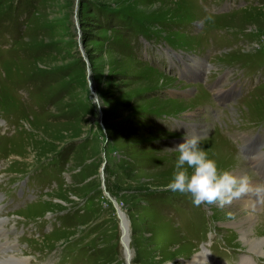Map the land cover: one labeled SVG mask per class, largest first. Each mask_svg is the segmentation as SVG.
Masks as SVG:
<instances>
[{
    "label": "rangeland",
    "instance_id": "374dc122",
    "mask_svg": "<svg viewBox=\"0 0 264 264\" xmlns=\"http://www.w3.org/2000/svg\"><path fill=\"white\" fill-rule=\"evenodd\" d=\"M206 52L210 79L175 75L195 69L185 59L207 73ZM220 79L238 87L230 99L215 92ZM184 122L206 133L220 169L247 168L242 136L264 129V0H0V238L4 227L11 243L0 258L191 264L207 246L233 264H264L236 229L251 213L264 238V205L195 206L168 190L178 153L167 148Z\"/></svg>",
    "mask_w": 264,
    "mask_h": 264
},
{
    "label": "clouds",
    "instance_id": "9594fccd",
    "mask_svg": "<svg viewBox=\"0 0 264 264\" xmlns=\"http://www.w3.org/2000/svg\"><path fill=\"white\" fill-rule=\"evenodd\" d=\"M91 103L97 108L105 104L99 94L91 97ZM179 128L169 130L176 131ZM205 135L204 131L190 132L186 129L181 141L167 148L169 152L178 153L175 171L167 187L172 192L189 194L195 206L216 204L224 207L250 193L258 199L264 197V182L254 185L247 174L237 175L231 170L219 168L216 160L202 147Z\"/></svg>",
    "mask_w": 264,
    "mask_h": 264
},
{
    "label": "bare ground",
    "instance_id": "6f19581e",
    "mask_svg": "<svg viewBox=\"0 0 264 264\" xmlns=\"http://www.w3.org/2000/svg\"><path fill=\"white\" fill-rule=\"evenodd\" d=\"M222 155V154H221ZM254 155V154H253ZM224 162V161H223ZM225 168V167H224ZM228 168V167H227ZM235 171V170H234ZM248 170L247 168H243L240 169L238 171H236L237 175H243V174H247ZM253 184L255 185L256 183H258L257 180H253L252 181ZM251 194V193H250ZM254 196V194H251ZM255 197V196H254ZM244 203H248L249 206L251 208H253V210H261L262 206L260 203H258L256 201V198L254 199H250V198H245L241 200ZM246 207V206H245ZM249 208V207H248ZM255 212V211H254ZM253 212V213H254ZM243 215L240 217V220L236 223V229H238L242 235V246H245L246 248H248V250L259 253L261 255L264 256V238L261 236H257L254 235L253 233H255L258 229V227L260 226V223L258 221V218L253 215V214H248L245 212H242ZM258 213V212H257ZM1 222V221H0ZM2 223V222H1ZM4 223V222H3ZM264 227V226H263ZM262 227V228H263ZM261 228V227H260ZM259 230V229H258ZM2 231V230H1ZM260 231V230H259ZM258 231V232H259ZM263 231V230H262ZM261 231V232H262ZM240 233V234H241ZM1 234V233H0ZM9 242V241H8ZM241 246V245H240ZM11 247V246H9ZM1 248V247H0ZM13 249V247H12ZM17 250V249H16ZM3 252V251H2ZM5 252V251H4ZM195 252V251H194ZM209 251H203L200 254H196V257L194 259V261L191 264H203L208 256L207 253ZM18 254V253H17ZM195 254V253H194ZM2 256V255H1ZM7 256V255H6ZM10 256V255H9ZM193 256V255H192ZM28 258V257H27ZM253 258V257H252ZM246 262H250V258H245ZM260 260V259H259ZM23 259L22 256L19 255H14V256H10L7 258H0V264H23ZM27 262V261H26ZM190 262V261H189ZM226 262V261H225ZM190 264V263H187ZM211 264H221L220 262H212ZM252 264H255V262H252Z\"/></svg>",
    "mask_w": 264,
    "mask_h": 264
},
{
    "label": "water",
    "instance_id": "95a60500",
    "mask_svg": "<svg viewBox=\"0 0 264 264\" xmlns=\"http://www.w3.org/2000/svg\"><path fill=\"white\" fill-rule=\"evenodd\" d=\"M121 225H122V227H124V226H125L123 221H121Z\"/></svg>",
    "mask_w": 264,
    "mask_h": 264
},
{
    "label": "trees",
    "instance_id": "16d2710c",
    "mask_svg": "<svg viewBox=\"0 0 264 264\" xmlns=\"http://www.w3.org/2000/svg\"><path fill=\"white\" fill-rule=\"evenodd\" d=\"M25 39V38H24ZM131 198V197H130ZM123 201V200H122ZM123 203L125 204V201H123Z\"/></svg>",
    "mask_w": 264,
    "mask_h": 264
}]
</instances>
